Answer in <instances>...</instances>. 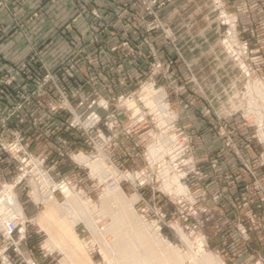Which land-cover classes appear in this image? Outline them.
Returning <instances> with one entry per match:
<instances>
[{
  "label": "rangeland",
  "instance_id": "1",
  "mask_svg": "<svg viewBox=\"0 0 264 264\" xmlns=\"http://www.w3.org/2000/svg\"><path fill=\"white\" fill-rule=\"evenodd\" d=\"M10 3L0 264H264V0Z\"/></svg>",
  "mask_w": 264,
  "mask_h": 264
},
{
  "label": "crops",
  "instance_id": "2",
  "mask_svg": "<svg viewBox=\"0 0 264 264\" xmlns=\"http://www.w3.org/2000/svg\"><path fill=\"white\" fill-rule=\"evenodd\" d=\"M42 1H47V0H11L10 7L12 11L16 13V15L19 18H26L27 15L30 14L31 10L34 9V7H37L36 4ZM55 1L56 3L48 7L50 13H47L48 10L45 11L44 13H41V18H40L41 21L39 22L35 21V23L30 25V28L34 29L40 24L43 26V18H46L47 16L53 19V23L55 27L62 28L67 24L69 19L74 15L73 9H69L67 3L71 1L75 2L76 0H55ZM52 11L53 13H51ZM3 13L5 12L3 10H0V52H2L5 55V57L7 56L6 57L7 59H14L16 54L17 55L22 54L23 47L19 46L18 38L5 22ZM5 36H8V38L3 39V37ZM62 43L63 41L60 42V45ZM11 50H13V52ZM195 125H197V122H195Z\"/></svg>",
  "mask_w": 264,
  "mask_h": 264
},
{
  "label": "bare ground",
  "instance_id": "3",
  "mask_svg": "<svg viewBox=\"0 0 264 264\" xmlns=\"http://www.w3.org/2000/svg\"><path fill=\"white\" fill-rule=\"evenodd\" d=\"M5 193V192H4ZM53 205H55V204H53ZM52 206V205H51ZM53 209V208H52ZM8 210V209H7ZM50 210V209H49ZM46 211V210H45ZM50 212V211H49ZM49 214V213H48ZM52 215H53V213H52ZM50 216V215H49ZM55 216V215H54ZM40 218H44L43 216H40ZM57 220V219H56ZM47 223V222H46ZM64 223H65V221H64ZM44 225V224H43ZM49 225V224H48ZM48 225L46 226L47 227V229L49 230V228H48ZM68 225V224H67ZM72 225V224H71ZM70 225V226H71ZM45 226V225H44ZM73 227H71V229H72ZM71 229L68 227V228H66V230H67V232L69 233V230H70V234H72V232L73 231H71ZM53 230V229H52ZM52 230H49V231H52ZM75 235V234H74ZM74 235L73 236H71L72 237V239H70V241H73V242H75L76 243V238L74 237ZM70 237V236H69ZM74 237V238H73ZM58 247H59V245H58ZM57 247V248H58ZM62 248V247H61ZM73 250V249H72ZM68 257V256H67Z\"/></svg>",
  "mask_w": 264,
  "mask_h": 264
},
{
  "label": "built area",
  "instance_id": "4",
  "mask_svg": "<svg viewBox=\"0 0 264 264\" xmlns=\"http://www.w3.org/2000/svg\"><path fill=\"white\" fill-rule=\"evenodd\" d=\"M14 227V224H10L9 227H8V230L11 231Z\"/></svg>",
  "mask_w": 264,
  "mask_h": 264
}]
</instances>
